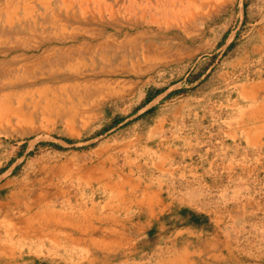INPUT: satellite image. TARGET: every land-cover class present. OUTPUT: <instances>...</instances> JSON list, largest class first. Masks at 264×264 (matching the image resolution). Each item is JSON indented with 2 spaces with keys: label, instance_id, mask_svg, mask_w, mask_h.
<instances>
[{
  "label": "rangeland",
  "instance_id": "obj_1",
  "mask_svg": "<svg viewBox=\"0 0 264 264\" xmlns=\"http://www.w3.org/2000/svg\"><path fill=\"white\" fill-rule=\"evenodd\" d=\"M97 1L0 0V245L7 231L17 238L23 216L8 204L9 191L21 183L32 196L63 189L68 163L146 107L148 96L169 90L166 98L206 109L211 102L200 95L218 91L223 101L231 80L264 75L252 52L264 0ZM30 242L18 264H50Z\"/></svg>",
  "mask_w": 264,
  "mask_h": 264
},
{
  "label": "crops",
  "instance_id": "obj_2",
  "mask_svg": "<svg viewBox=\"0 0 264 264\" xmlns=\"http://www.w3.org/2000/svg\"><path fill=\"white\" fill-rule=\"evenodd\" d=\"M258 22L261 44L252 52L264 72ZM236 80L223 101L218 91L200 95L211 102L206 109L166 98L169 90L155 96L106 131L82 162L68 163L63 189L32 196L21 183L10 190L6 200L23 216L17 238L7 231L0 245V264H18L27 241L43 247L50 264L264 261V75Z\"/></svg>",
  "mask_w": 264,
  "mask_h": 264
},
{
  "label": "trees",
  "instance_id": "obj_3",
  "mask_svg": "<svg viewBox=\"0 0 264 264\" xmlns=\"http://www.w3.org/2000/svg\"><path fill=\"white\" fill-rule=\"evenodd\" d=\"M159 93H160V91H157L154 95L148 96L147 99H146V103H149L150 100L153 99L155 96H157ZM121 122H122V120H119V121L115 122V125H117V124H119Z\"/></svg>",
  "mask_w": 264,
  "mask_h": 264
},
{
  "label": "bare ground",
  "instance_id": "obj_4",
  "mask_svg": "<svg viewBox=\"0 0 264 264\" xmlns=\"http://www.w3.org/2000/svg\"><path fill=\"white\" fill-rule=\"evenodd\" d=\"M166 14V13H165ZM48 231V230H47Z\"/></svg>",
  "mask_w": 264,
  "mask_h": 264
}]
</instances>
